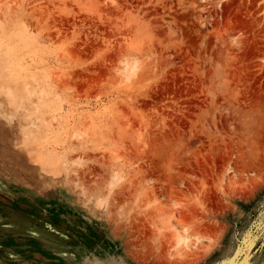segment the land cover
Returning <instances> with one entry per match:
<instances>
[{
  "label": "rangeland",
  "instance_id": "obj_1",
  "mask_svg": "<svg viewBox=\"0 0 264 264\" xmlns=\"http://www.w3.org/2000/svg\"><path fill=\"white\" fill-rule=\"evenodd\" d=\"M0 264H264V0H0Z\"/></svg>",
  "mask_w": 264,
  "mask_h": 264
},
{
  "label": "bare ground",
  "instance_id": "obj_2",
  "mask_svg": "<svg viewBox=\"0 0 264 264\" xmlns=\"http://www.w3.org/2000/svg\"><path fill=\"white\" fill-rule=\"evenodd\" d=\"M187 238H185V240H186Z\"/></svg>",
  "mask_w": 264,
  "mask_h": 264
}]
</instances>
